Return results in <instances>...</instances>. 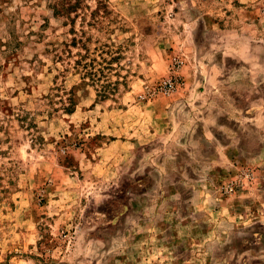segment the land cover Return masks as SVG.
I'll list each match as a JSON object with an SVG mask.
<instances>
[{
    "label": "rangeland",
    "instance_id": "374dc122",
    "mask_svg": "<svg viewBox=\"0 0 264 264\" xmlns=\"http://www.w3.org/2000/svg\"><path fill=\"white\" fill-rule=\"evenodd\" d=\"M0 264H264V0H0Z\"/></svg>",
    "mask_w": 264,
    "mask_h": 264
},
{
    "label": "trees",
    "instance_id": "16d2710c",
    "mask_svg": "<svg viewBox=\"0 0 264 264\" xmlns=\"http://www.w3.org/2000/svg\"><path fill=\"white\" fill-rule=\"evenodd\" d=\"M74 8H75V6H73L72 9H74ZM67 10L68 9L67 8H63V6L60 7V11H62V12H67ZM68 101H69L68 102V105L67 106H64L63 107V110L66 113L71 114L74 111L75 103L73 102L72 98H70Z\"/></svg>",
    "mask_w": 264,
    "mask_h": 264
},
{
    "label": "built area",
    "instance_id": "2783aa9c",
    "mask_svg": "<svg viewBox=\"0 0 264 264\" xmlns=\"http://www.w3.org/2000/svg\"><path fill=\"white\" fill-rule=\"evenodd\" d=\"M169 86H171V84L169 83Z\"/></svg>",
    "mask_w": 264,
    "mask_h": 264
}]
</instances>
